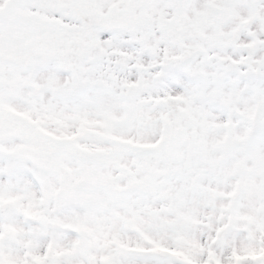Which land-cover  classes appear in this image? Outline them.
Returning <instances> with one entry per match:
<instances>
[{
  "label": "snow or ice",
  "instance_id": "snow-or-ice-1",
  "mask_svg": "<svg viewBox=\"0 0 264 264\" xmlns=\"http://www.w3.org/2000/svg\"><path fill=\"white\" fill-rule=\"evenodd\" d=\"M0 264H264V0H0Z\"/></svg>",
  "mask_w": 264,
  "mask_h": 264
}]
</instances>
